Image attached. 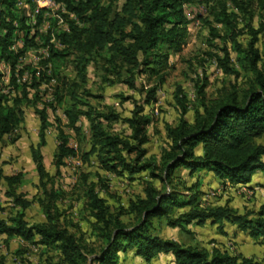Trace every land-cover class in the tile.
<instances>
[{"label": "rangeland", "instance_id": "374dc122", "mask_svg": "<svg viewBox=\"0 0 264 264\" xmlns=\"http://www.w3.org/2000/svg\"><path fill=\"white\" fill-rule=\"evenodd\" d=\"M216 1L195 0L183 6L187 18L183 42L177 49L163 48L167 52L166 62L156 65L153 70L145 69L137 73L135 88H129L124 81L127 77L125 71L118 75L106 70L108 64L104 56L94 54V59H90L85 70L81 71L79 59L71 49L53 59L44 55L45 48L49 56L53 47L63 48L57 35L70 29L71 19L59 10H45L27 19L24 15L33 11L35 6L34 2H30V10L14 7L17 18L5 15L7 22H13L9 49L16 56L6 59L0 54V92L7 93L13 89L11 96H20V90H15L11 84L14 76L19 77L17 82L20 84L27 83V97L22 99L20 122L0 138L3 174L17 176L10 185L3 179L0 181L1 218L8 219L19 209L7 193L11 189L21 199L30 202L23 209L24 219L29 224L45 220L40 200L53 201L62 213L61 223L75 234L86 249L95 248L98 251L104 242L95 228L86 195L89 188H94L112 212L124 210L120 213L123 222L128 225L136 222L134 214L128 212L130 202L144 195L145 180L149 179L150 170L160 164L163 150L169 144L166 126L177 124L181 118L193 123L195 110L201 109L198 86L203 85L204 100L207 101L233 90L241 91L254 81L255 74L242 52L252 37L251 28L244 21L247 16L242 14L243 20L237 26L236 39L241 49L237 51L224 26L214 19ZM101 2L112 3L116 10L122 0ZM260 3V0H251L249 7L253 14L251 26L259 30L255 46L262 53L264 6ZM1 29L7 32V26L0 25V32ZM224 48L228 52V65L234 70L232 72H225L219 65L217 56L223 57ZM261 63V60L258 61V68L262 67ZM32 82L34 85H31ZM152 87H156L155 97L144 105L149 122L144 144L146 152L142 159L150 164V168L132 176L103 169L94 155H86L92 141V117L80 115L72 122L65 110L76 105L81 110H111L121 118L129 117L134 101H143ZM42 110L47 114L46 142L39 147ZM104 125L107 130L122 136L130 132L120 118L104 121ZM64 139L66 146L74 149V154L65 155L58 163V145ZM257 141L264 144V136ZM33 148L40 153L47 172L41 180L33 160ZM155 172L158 170L155 169ZM153 181L156 186H161L159 179ZM173 184L185 196L196 193L202 208L227 206L238 213L254 215L264 208L262 169L255 170L246 183H233L206 168L190 174L188 169L178 167L173 174ZM54 191L58 194L56 198L52 195ZM184 208L178 207L173 215ZM152 222L150 232L164 239L183 246L203 248L209 253L217 249L249 256L264 264V238H253L236 224L225 221L220 228L219 223L207 220L202 224L191 222L182 227H172L165 217H155ZM34 238L36 241L39 239L38 235ZM116 254L110 264H174L171 252H161L151 260L137 256L131 248H120ZM88 257L92 264H99L92 261L94 255ZM0 261L2 264H65L57 245L30 243L21 236H7L5 233L0 234Z\"/></svg>", "mask_w": 264, "mask_h": 264}, {"label": "trees", "instance_id": "16d2710c", "mask_svg": "<svg viewBox=\"0 0 264 264\" xmlns=\"http://www.w3.org/2000/svg\"><path fill=\"white\" fill-rule=\"evenodd\" d=\"M17 1L0 0V25L7 26V32L3 29L0 32V54L6 59L16 56L9 49L13 22H7L5 15L17 18L14 9ZM55 1L68 12H73L81 24L71 20L70 29L57 35L63 48L53 47L47 58L65 55L71 49L79 59L80 70L84 71L87 62L94 59V54L104 56L108 64L106 70L118 75L125 71L127 77L124 81L129 88H135L134 77L137 73L145 69L153 70L156 65L166 62L167 52L163 48L177 49L181 45L187 24L183 6L195 0H122L116 10L112 3L105 4L101 0ZM260 2L263 7L264 0ZM250 3L251 0H217L218 9L215 7L213 15L215 21L221 23L229 33L228 37L235 44V49L240 51L236 30L238 23L243 20L242 14H246L245 25L251 28L252 37L242 52L255 74L254 81L241 91L233 90L225 96L207 101L204 100L203 85L198 86L201 109L195 110L193 123L181 118L177 124L166 126L169 144L163 150L160 164L150 170L149 179L145 180L144 195L130 202L128 212L134 214V224L123 222L120 213L124 210L112 212L98 191L89 188L86 193L87 204L104 244L98 251L95 248L86 249L75 234L61 223L62 213L55 202L40 200L45 220L29 224L24 219L23 209L30 202L21 199L11 189L7 193L12 197L13 205L19 206V209L8 219L0 217V234L21 236L25 241L45 246L55 244L65 264H92L88 255H94L92 261L99 264H110L120 248H131L145 260H151L161 252H171L174 264H261L249 256L217 249L209 253L203 248L183 246L150 232L152 219L165 217L167 224L172 227H182L191 222L202 224L210 220L211 223H219L221 228L227 221L236 224L253 238H264V208L256 215L249 212L241 214L227 206L202 208L197 202L196 193L185 196L173 184V174L178 167L188 169L190 174L206 168L233 183H246L255 170H264V144L257 141L264 136V47L261 53L255 46L259 30L251 26L253 14ZM217 59L225 72L234 71L228 65L226 48L223 57L217 56ZM260 60L262 67L258 68ZM11 84L15 90H20V96H11L13 89L7 93L0 92V138L20 122L23 115L22 99L27 97L26 82L20 84L17 77L13 76ZM31 85H34L33 82ZM155 93L156 87H152L143 101H134L129 117L121 118L111 110H81L76 105L66 109L65 113L72 122L80 115L92 117V141L86 155H94L103 169L117 174L132 176L149 169L150 164L142 160L146 152L144 144L148 137L146 126L149 122L144 105L155 97ZM119 118L127 124L130 130L128 135L122 136L106 129L104 121ZM40 120L39 147L46 142L45 110L40 112ZM58 146V163L65 155L74 154V149L66 146V139ZM32 151L41 180L47 172L40 153L34 148ZM16 177L4 175L0 167V181L3 179L10 185ZM153 179H159L161 186H156ZM52 195L56 198L57 191L52 192ZM178 207L186 208L173 215ZM35 235L39 237L37 241L34 240Z\"/></svg>", "mask_w": 264, "mask_h": 264}, {"label": "built area", "instance_id": "2783aa9c", "mask_svg": "<svg viewBox=\"0 0 264 264\" xmlns=\"http://www.w3.org/2000/svg\"><path fill=\"white\" fill-rule=\"evenodd\" d=\"M30 2H34L35 6L33 11H29L24 15L27 19L34 18V16L38 15L42 11L56 9L59 10L61 14H67V17H69L71 20H74L76 23H79L78 18L73 12H68L62 4L56 2L55 0H18L16 2V6L26 8L27 10L29 8L30 10ZM44 55H49V51L47 50V48H45ZM17 80H19V77H17Z\"/></svg>", "mask_w": 264, "mask_h": 264}]
</instances>
